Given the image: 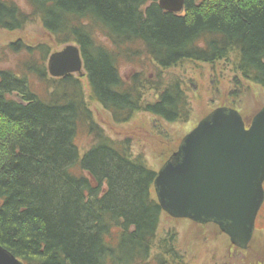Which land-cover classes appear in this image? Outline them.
<instances>
[{
	"label": "trees",
	"instance_id": "1",
	"mask_svg": "<svg viewBox=\"0 0 264 264\" xmlns=\"http://www.w3.org/2000/svg\"><path fill=\"white\" fill-rule=\"evenodd\" d=\"M159 1L27 0L26 12L0 0V30L38 21L56 46L75 44L84 58L85 78L54 79L46 69L51 48L39 46L41 59L24 71L44 84L43 95L28 74L0 69V244L24 264L184 263L172 236L157 238V172L130 138L107 134L88 97L113 123L147 113L176 123L193 111L184 76L170 73L185 64L224 62L264 89V0H186L180 13ZM133 43L155 71L126 81L118 65L139 57ZM82 129L94 137L83 158Z\"/></svg>",
	"mask_w": 264,
	"mask_h": 264
},
{
	"label": "rangeland",
	"instance_id": "2",
	"mask_svg": "<svg viewBox=\"0 0 264 264\" xmlns=\"http://www.w3.org/2000/svg\"><path fill=\"white\" fill-rule=\"evenodd\" d=\"M12 1L24 11L29 12L30 6L27 0ZM94 36L97 42L106 44V38L101 31H97ZM25 44L31 49L33 48L32 53L24 49ZM45 45L50 47L53 53L64 49L55 45L54 39L38 21L27 24L20 31L8 32L1 29L0 69L11 70L22 76L28 74V81L31 82L33 91L43 95L44 84L32 71H24V69H26V63L40 58L37 47ZM128 47L132 50L140 49V55L133 61L123 60L122 63H119L121 77L130 81L136 72L152 74L155 71V66L142 52V46L133 43ZM48 61L47 59V64ZM40 64H42L41 61ZM184 66L181 70H172L173 72L170 73H179L184 76L185 84L190 89L188 93L192 100L193 111L189 121L168 122L147 113L138 114L129 123L121 125L113 123L111 115L95 101L91 100L90 102L97 122L104 126L107 134L118 141L130 138L134 144L135 152L146 154L148 165L156 172L160 171L164 160L173 156L174 150L180 148L181 140L193 131L202 117L207 115L210 110L223 107V105L236 107L241 116L249 122L264 107V89L257 84L243 80L226 64L195 66L188 63ZM83 74L85 75V71ZM75 75L78 76V74ZM81 78L85 77L81 76ZM93 141L94 137L88 135L84 129L78 133L76 144L80 149V157L83 158L84 153L93 146ZM153 194L155 195V190H153ZM262 215L257 224L258 231L255 232L251 248L243 251V255L241 254L243 259L232 256L224 246L217 243L216 237L207 233L214 232L220 235L225 244L229 245L231 242L230 238L220 234V229L211 228L210 225L206 227L207 231L204 233L201 228L194 227L190 220L171 219L166 215L162 217L160 233L164 234L163 237L172 236L171 240H175L173 245L182 253L183 264H264V210ZM206 238L210 240V243ZM150 263L156 264L154 258Z\"/></svg>",
	"mask_w": 264,
	"mask_h": 264
},
{
	"label": "water",
	"instance_id": "3",
	"mask_svg": "<svg viewBox=\"0 0 264 264\" xmlns=\"http://www.w3.org/2000/svg\"><path fill=\"white\" fill-rule=\"evenodd\" d=\"M185 1L160 0L159 5L180 13ZM49 60L54 77L84 75L76 47ZM183 141L154 183L160 204L174 218L213 220L234 245L247 249L264 199V108L249 127L237 109L216 108ZM0 264L23 263L0 244Z\"/></svg>",
	"mask_w": 264,
	"mask_h": 264
},
{
	"label": "bare ground",
	"instance_id": "4",
	"mask_svg": "<svg viewBox=\"0 0 264 264\" xmlns=\"http://www.w3.org/2000/svg\"><path fill=\"white\" fill-rule=\"evenodd\" d=\"M14 32V31H13ZM69 46H73V47H76V48H78V50H79V52H80V58L82 59V62H83V69H84V58H82V53H81V49H80V47H77V45H75V44H72V43H68L67 45H64V46H58V47H63L64 49H62V50H60V51H56V52H54L53 53V51L51 50V53H50V57L52 56V55H54V54H56L57 52H63V51H65L66 49H67V47H69ZM23 47V46H22ZM42 46H40V48H41ZM112 47V46H111ZM25 50H27L28 52H33V48L31 49V47L30 46H28V45H26L25 44V48H24ZM112 49H113V47H112ZM37 52H38V54H39V56H40V58H37L38 60H40L41 59V55H40V49H39V46L37 47ZM34 54V53H33ZM50 57L48 58V60L50 59ZM49 62H50V60L48 61V64H47V62H46V65H47V71H48V73H49V76L50 77H52V78H54V79H58V78H64V77H67L68 75H66V76H63V77H54L52 74H51V72L49 71ZM221 63H224V62H221ZM27 64V63H26ZM84 71H85V69H84ZM137 74H142L143 72H136ZM88 101L89 102H91V100H89V97H88ZM213 111V110H212ZM212 111L211 112H208L207 113V115H205L204 117H202V120L205 118V117H207L208 115H210L211 113H212ZM243 117V116H242ZM244 118V121H245V123H247L248 121H247V119L245 118V117H243ZM96 119V118H95ZM202 120H200V122L202 121ZM97 121V120H96ZM252 121H253V119H251V121L249 122L250 124L252 123ZM250 124H249V126H250ZM104 127V126H103ZM106 130V129H105ZM112 139H113V137L112 136H110ZM184 140V139H183ZM183 140H181V143H180V146L183 144ZM77 145V144H76ZM79 147V146H78ZM178 151V149L175 151L174 150V152H173V155H175L176 154V152ZM172 155V154H171ZM171 157L172 156H170V157H168L167 159H165L164 160V162H163V164L164 165H166V162H168L170 159H171ZM80 161H77L76 163H74L73 164V168L75 169V170H80L81 168H80ZM162 169V167L160 168V170ZM160 172V171H159ZM159 172H157L156 173V179L158 178V173ZM156 179H155V181H156ZM155 181H154V183H155ZM153 187H154V184H153ZM154 190H155V195H154V197H156V199L158 200V202H159V206H160V208H161V213H162V215H161V220L163 221V219H162V217L163 216H166L167 215V217H169V218H171V219H182V220H184V218H174V217H172L171 215H170V212H169V209L168 208H166V207H163V205H161L160 204V199H159V197L157 196V192H156V187H154ZM263 210H264V199H263V201L261 202V205H260V208H259V210H258V212H257V217H256V219H255V222H254V229H253V235L251 236L252 238H251V240H250V242L247 244V249H244V248H242V247H238V246H236V245H234L233 243H232V241H231V238L230 237H228L227 235H226V233L225 232H223L222 231V229L220 228V225L218 224V223H216V222H214L213 220H211V221H208V222H206V223H203V222H198V221H194L193 219H189V218H187V220H190L191 221V223H193V226L195 227H198V228H201L202 229V231H204V233H206V227H209V225L210 226H212L211 228H218V229H220L221 230V233L220 234H224L227 238H230V241L231 242H229V245L228 244H225V242L223 241V238H221L220 237V235H217L216 233H214V232H207V233H209V234H211L212 236H214V237H216V239H218L217 240V243H220V245H222V246H224L225 247V249H227V252H229L232 256H234V257H237V258H241V254L243 255L244 254V252L243 251H246V250H248V249H250L251 248V245H252V243H253V241H254V235H255V232L256 231H258V226H257V224L259 223V220H260V218L263 216L262 215V213H263ZM219 223L221 222V223H223V224H228V222H230L229 220L227 221V220H220V221H218ZM161 226V225H160ZM159 230H160V228H159ZM161 231V230H160ZM163 235L164 234H161L160 232H159V234H158V236H157V238H159V239H162L163 238ZM165 237V236H164ZM207 239V241H208V243H210V240L208 239V238H206ZM117 240L116 239H113V242H116ZM242 249V250H241ZM14 257L15 258H17L15 255H14ZM18 260H20L19 258H17ZM241 259H243V258H241ZM20 262L21 263H23V261H21L20 260ZM24 264V263H23ZM239 264H243V263H239Z\"/></svg>",
	"mask_w": 264,
	"mask_h": 264
},
{
	"label": "flooded vegetation",
	"instance_id": "5",
	"mask_svg": "<svg viewBox=\"0 0 264 264\" xmlns=\"http://www.w3.org/2000/svg\"><path fill=\"white\" fill-rule=\"evenodd\" d=\"M249 122H250V121H249ZM249 122L246 123L247 126H249V124H250ZM248 250H249V249H248ZM246 251H247V250H246Z\"/></svg>",
	"mask_w": 264,
	"mask_h": 264
}]
</instances>
